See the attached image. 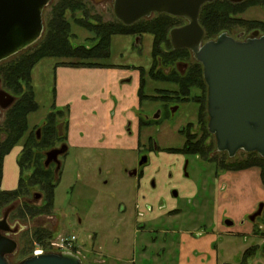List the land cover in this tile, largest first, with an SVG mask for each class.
I'll return each mask as SVG.
<instances>
[{"label": "rangeland", "instance_id": "374dc122", "mask_svg": "<svg viewBox=\"0 0 264 264\" xmlns=\"http://www.w3.org/2000/svg\"><path fill=\"white\" fill-rule=\"evenodd\" d=\"M61 1L52 0L45 9L44 33L38 43L1 62L0 66L12 63L44 44L53 10ZM78 1H84L87 8L85 21H117L113 12L114 0H104L102 3L94 0ZM247 2L240 11L231 10L234 19L264 22V0L255 4L251 0ZM84 16L81 10L66 13L73 37L70 42L74 47L90 48L98 43L94 32L77 23V19ZM159 16L154 14L142 21H152ZM170 18L174 28L187 23L185 19ZM256 31L264 36V29L260 26L235 24L220 33L213 31L205 37L204 42L215 41L224 33L235 39L243 34L239 40L245 41ZM168 39L172 47L170 33ZM153 41L152 35L141 38L114 36L111 58L95 61L102 68H92L85 77L68 75L67 82L64 81L67 87L63 98L71 100L69 104H78L79 110L75 116L70 106L57 104L54 92L57 87L56 65L76 61L47 58L34 67L32 85L39 109L28 117L30 133L27 132L14 145L8 159H4V164L5 160L8 163L5 173L3 171L0 191L18 188L21 174L18 160L27 139L31 133L35 135L37 130L44 129L54 108L64 111L56 120L59 135L63 136L67 132L65 124L68 121L67 135H70L71 130L73 143H67L70 151L60 158L62 171L56 176L59 185L50 212L42 211L35 216L24 214L25 218H19L21 214L18 210L27 204L36 208L45 206L47 195L39 186L28 189L29 196L1 208L0 219L8 207L18 205L9 218L12 227L18 226L17 233L10 237L18 244L16 254L8 259L10 264H18L34 256L37 249L45 246L35 243V232L41 229L51 233L50 242L77 236L79 243L74 248L75 255L81 258L83 264H239L245 251L253 246L259 247L260 254L250 264H264V210L256 220H249L259 205L264 204L261 170L254 166L229 172L221 165L239 166L241 162L264 158L244 151L238 152L233 158L226 152H218L216 137L208 129L207 85L206 90L192 87L189 100L175 98V94L171 93L172 96L169 95L164 101H140L138 89L134 87L141 78L139 68H144L147 73L145 93L149 97L161 99L163 93L161 95L157 90H178L175 84L155 81L148 76L154 62ZM170 47L169 44L161 46L164 53L169 52ZM179 63L175 64V69L184 75L187 67H193L197 61L190 52V58ZM158 70L164 75L171 71L161 61ZM123 71L126 75H123ZM133 76L135 78L132 81ZM112 117L117 118L115 122L111 120ZM139 119L149 121L151 126L140 131ZM92 121H101L102 127L96 129L98 133L88 134L93 129ZM73 126L76 128L73 129ZM85 133L90 135L92 141L98 139V143L90 150L75 146L78 137L86 138ZM189 142L194 147H203L207 159L179 153L186 150ZM106 143L113 144L112 150L104 149ZM56 147L60 148L61 144ZM47 152H41L42 157ZM144 157H148V162L143 165L144 176L140 181L138 177L130 176V173L140 167ZM260 165L264 166L261 162ZM33 173L34 168L31 166L24 173L25 180L28 181ZM243 174H251L248 182L242 178ZM37 194L42 196L35 200ZM253 207L249 214L244 213ZM159 209L166 214L153 218V213ZM228 220L234 223L233 227L226 225ZM254 226L259 229V233L254 237L248 234V237L247 233H252ZM44 248L51 251L48 253H57L50 245Z\"/></svg>", "mask_w": 264, "mask_h": 264}, {"label": "water", "instance_id": "95a60500", "mask_svg": "<svg viewBox=\"0 0 264 264\" xmlns=\"http://www.w3.org/2000/svg\"><path fill=\"white\" fill-rule=\"evenodd\" d=\"M218 0H114V16L132 27L154 14L185 19L187 25L170 32L174 51L189 50L203 66L208 87L209 132L216 137L217 150L233 158L238 152L257 153L264 158V36L258 31L245 41L224 33L215 41L204 42L206 33L200 23L202 9ZM240 5L247 0H229ZM52 0H0V63L37 43L44 33L43 15ZM7 97L4 108L16 102ZM158 118V116H157ZM68 146L46 153L45 166L57 164ZM148 162L144 157L140 166ZM188 163H186L187 168ZM185 168V169H186ZM136 173V172H135ZM134 173V174H135ZM177 196V193H175ZM37 199L41 195H36ZM16 205L8 207L0 219V264H10L17 242L6 236L12 226L8 220ZM261 204L251 220L262 215ZM228 227L233 222L227 221ZM18 264H83L73 253H46L28 257Z\"/></svg>", "mask_w": 264, "mask_h": 264}, {"label": "trees", "instance_id": "16d2710c", "mask_svg": "<svg viewBox=\"0 0 264 264\" xmlns=\"http://www.w3.org/2000/svg\"><path fill=\"white\" fill-rule=\"evenodd\" d=\"M260 2H263V0H251L252 4ZM242 7L243 4L234 5L227 0H218L212 4L204 6L200 15V23L205 30L206 36L208 37L213 31L220 33L223 29L230 26L232 27L235 24L260 26L264 29V22H245L239 18L234 19L231 10H241ZM79 10L83 11L85 16L82 19H77V23L94 32L97 37L98 43L93 47H74L70 42L73 37L70 35V25L66 19V13L68 11L73 13ZM86 16L87 8L84 5V1L62 0L53 10L52 21L49 23L48 35L44 44L34 52L19 57L3 69L6 86L12 91V93L20 96V100L11 109L8 115V120L5 126V132H7L8 136L7 141L0 144V186L3 180L4 159L10 154L14 145L20 142L28 131L29 115L35 113L39 109L38 103L35 100V92L32 85V71L43 59L63 58L76 61L56 65V68L59 66L67 68H102V65L95 61H105L111 58L112 38L114 36H135L141 38L145 35H152L154 37L152 48L154 62L151 69L148 71V76L155 81L175 84L178 86V90H157L161 95L163 93L161 99H158L157 97H149L145 93L147 73L144 68H139L141 74L138 90L140 101H164L166 98H169L168 96L171 95V93L175 94L173 95L175 98L189 100V94L192 87L206 90L203 69L200 63L197 62L193 67H189L184 75L175 69L176 63H183L190 58V52L189 50L174 51L173 47H170V41L168 39L169 33L174 29L170 17L161 15L158 19L152 21H140L132 27H126L119 21L114 23H102L100 20H97L94 21L95 23H92L90 19L85 21V19H87ZM162 44H169V52L164 53L162 51ZM160 61L162 65L171 70L170 74L164 75L161 70H158ZM63 114L64 111L54 108V111L50 113L46 121L42 133V139L38 141L35 135H31V139L26 143L22 155L18 160V165L21 171L18 188L14 191H0V210L15 200L29 196L28 189L34 186H39L41 191L47 195L45 201L46 204L42 208H36L37 206L30 204L25 205L18 210L21 214L19 215V218H25L24 214L29 215L31 213L32 216H35V214H40L42 211L50 212L53 209L55 204V191L59 185V180L56 179L54 169H46L43 165L45 156L42 157L41 152L50 151L55 148L57 144H62L67 141V133L63 136L59 135L56 123L58 116H62ZM139 120L141 129L151 126L149 121ZM68 129L69 123L67 121L65 124V130L68 131ZM193 147V143L190 145L189 142L186 150L179 151V153L183 152L187 155H199L204 159H207L208 155L203 147ZM36 152L39 153L36 154ZM251 154H253L252 156L257 155V153ZM260 162L264 165V159L241 162L239 166L225 165L224 163L221 165L222 167L224 166L223 168L226 170H229V172L247 170L254 166L259 167L261 170V180L264 185V166L262 167ZM31 166L34 168V173L32 177L26 181L24 173L29 170ZM255 230L258 234L259 229L255 228ZM35 235V243L45 245L44 247L49 245L48 242H50L52 238L51 233L44 229L36 231ZM259 250L258 246L247 249L239 264H250L251 260L260 254ZM262 252H264V250Z\"/></svg>", "mask_w": 264, "mask_h": 264}, {"label": "crops", "instance_id": "0c3cea01", "mask_svg": "<svg viewBox=\"0 0 264 264\" xmlns=\"http://www.w3.org/2000/svg\"><path fill=\"white\" fill-rule=\"evenodd\" d=\"M59 68V67H58ZM56 68L55 67V73H56V75H57V80H56V83H57V87H56V89H55V100H56V102H57V104H59V105H62L63 107L64 106H70V108H71V110H72V112H73V116H75V112H77L78 110H79V108H78V104H77V106H75V104L74 103H71V104H69L70 103V101L71 100H67L66 101V98L64 99L63 98V93H64V91L66 90V87H67V85H65V82L64 81H66L67 82V80H66V77L68 76V75H70V77H79V76H84L85 77V75L87 74L88 75V73H86V72H91V70H93V69H85V68H63V67H61V68ZM124 72V74L123 75H126V72L125 71H123ZM122 72V73H123ZM60 73H62V75L60 74ZM134 76L132 77V81L134 80ZM119 79H121V77L119 78ZM125 83H128L127 81H125ZM135 83V82H134ZM139 86H140V81H139V83H138V85H135L134 84V87L136 88V89H138L139 90ZM66 101V102H65ZM55 105H56V103H55ZM90 108V107H89ZM117 118L116 117H112V121H114L115 122V120H116ZM100 124V125H99ZM117 125H118V122H117ZM120 125V124H119ZM118 125V126H119ZM91 126L93 127V129H91V131H88L87 133L89 134L90 132H92V133H98L99 132V130H96V129H101V127H102V122L100 121V122H98V121H92V123H91ZM97 126V127H96ZM76 127L75 126H73V129H75ZM87 133H85L87 136H86V138H82V137H78L77 138V142L75 143V146L76 147H79L80 149H85V150H90V149H92V148H94V146L98 143V139H94L93 141L91 140V138H90V135H88ZM71 134H73L72 133V131L70 130V135L68 134V143H70V141H71ZM91 134V133H90ZM72 142V141H71ZM73 143V142H72ZM72 145H74V144H72ZM114 146H113V144H105L104 145V149H111L112 150V148H113ZM69 150H70V147H69ZM12 154V153H11ZM10 156V155H9ZM9 156H7V158H6V160L8 159V157ZM6 160H5V164H4V173H5V167H7V163H6ZM232 175H235V174H232ZM236 175H239V174H236ZM228 176V175H227ZM231 176V175H230ZM240 176V175H239ZM242 176V178L244 179V180H246L247 182H248V178H250L251 177V174H247V175H241ZM259 179H260V176H259ZM2 185H3V182H2ZM2 190H3V187H2ZM191 194V195H190ZM189 195L190 196H192V193H190ZM154 199H156V197L154 198ZM254 207H255V205H254ZM254 207L253 208H251V209H249V210H247V211H245L244 213H246V214H249L253 209H254ZM164 214H166L164 211H162V209H159L158 211H156L155 213H153V218H160V216L162 215V217H164L163 215ZM248 234H251V232H249V233H247V235Z\"/></svg>", "mask_w": 264, "mask_h": 264}, {"label": "flooded vegetation", "instance_id": "af4514ba", "mask_svg": "<svg viewBox=\"0 0 264 264\" xmlns=\"http://www.w3.org/2000/svg\"><path fill=\"white\" fill-rule=\"evenodd\" d=\"M96 3H102L104 0H94ZM228 2H230L229 0H227ZM248 1V0H247ZM246 1V2H247ZM231 3V2H230ZM245 3V2H244ZM244 3H242V4H244ZM234 5H236V4H234ZM241 5V4H240ZM117 20V19H116ZM43 22H44V16H43ZM104 23H107V22H104ZM188 23V22H187ZM187 23L185 24V25H187ZM185 25H183V26H185ZM183 26H179V27H183ZM179 27H177V28H179ZM242 36H243V34H242ZM42 38V37H41ZM38 43V42H37ZM37 43H35V44H37ZM35 44L34 45H32V46H30V47H28L27 49H30V48H33L34 46H35ZM35 50L33 49V51H31L30 53H32V52H34ZM20 54V53H19ZM18 54V55H19ZM11 64V62H9V63H4V64H2L1 66H0V144H2V143H4V142H6L7 141V138H8V136H7V132H5V131H3L4 130V123L6 122V119H8V115H9V112H10V110L13 108V106L14 105H12L11 107H9V108H4V105H5V103H6V100H7V97H2V95H1V92L2 91H4V92H6V93H8V94H10L11 96H13V97H15V99L17 98L18 99V101L20 100V96H17V95H15L14 93H12V92H10L9 90H7V87H6V82H5V78H4V75H3V69L5 68V67H7L8 65H10ZM181 63H179V65H180ZM179 68V67H178ZM188 69H189V67H187V70H186V72L188 71ZM17 101V102H18ZM17 102H15L14 104L16 105V103ZM175 110V109H174ZM173 110V111H174ZM140 121V120H139ZM139 127H140V124H139ZM140 131H141V128H140ZM28 132V134L30 133V131H27ZM26 132V133H27ZM42 133H43V130H37V133H35V137H36V139L38 140V141H40L41 139H42ZM66 133H68V131L66 132ZM31 135H33V133H31L30 135H29V137H28V139L27 140H30L31 139ZM68 135H67V141L65 142V143H62L61 144V147L63 146V145H67L68 146ZM60 147V148H61ZM53 149H57V147H55V148H53ZM52 150V149H51ZM50 150V151H51ZM69 146H68V152L64 155V156H66L68 153H69ZM49 152V151H48ZM64 156H62V157H64ZM61 158V157H60ZM45 161H46V154H45ZM60 163H61V161H60ZM44 166H45V163H44ZM45 168L46 169H49V168H52V169H54V172H55V174H56V176L58 175V174H60L61 173V171H62V163L60 164V167L57 165V164H51L50 166H48V167H46L45 166ZM136 172V173H135ZM135 173V174H134ZM130 176H136V177H138V179L141 181V180H143V176H144V174H143V166H140L138 169H136V170H134L132 173H130ZM153 184H154V182H153ZM173 191H174V189H172ZM173 191H172V193H173ZM38 195V194H37ZM41 195V194H40ZM42 196V195H41ZM177 197H178V194H177ZM34 198H35V200L37 199L36 198V195L34 196ZM261 205V204H260ZM260 205H259V207H260ZM17 208H18V205H16V209L15 210H17ZM258 210H259V208H258ZM257 210V211H258ZM255 213H257V212H254V214ZM253 214V215H254ZM253 215H251L250 217H249V220H251V217L253 216ZM257 219V218H256ZM18 221H20L19 219H18ZM229 221V220H228ZM252 221V220H251ZM8 222H9V220H8ZM227 222V221H226ZM225 222V223H226ZM252 223V222H251ZM234 226V223H233V225L232 226H230V227H233ZM17 230H18V226H13L12 228H11V231H10V233H5V235L6 236H8V237H11L12 235H15L16 233H17ZM256 230H255V226L253 227V229H252V233H251V236H253L254 237V235L256 236V232H255ZM250 235H248V237H249ZM78 243H79V238H78ZM253 247H255V246H253Z\"/></svg>", "mask_w": 264, "mask_h": 264}, {"label": "built area", "instance_id": "2783aa9c", "mask_svg": "<svg viewBox=\"0 0 264 264\" xmlns=\"http://www.w3.org/2000/svg\"><path fill=\"white\" fill-rule=\"evenodd\" d=\"M78 237L72 236L69 238H61L59 241H52L49 243L50 248L55 252H68L76 254L74 248L77 247ZM51 252L50 250L43 248H39L34 252V255H42Z\"/></svg>", "mask_w": 264, "mask_h": 264}]
</instances>
